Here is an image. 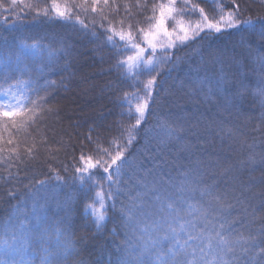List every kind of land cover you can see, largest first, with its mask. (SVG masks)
<instances>
[{"label":"snow or ice","instance_id":"obj_1","mask_svg":"<svg viewBox=\"0 0 264 264\" xmlns=\"http://www.w3.org/2000/svg\"><path fill=\"white\" fill-rule=\"evenodd\" d=\"M213 2L211 13L195 0L154 3L144 16L147 26L132 23L135 14L148 8L147 0L122 5L117 0L0 3L8 13L2 20L5 31L13 28L9 17L19 19L24 12L34 13V19L79 24L81 35L91 34L93 40L102 35L103 46L120 57L113 66L118 80L135 79L130 85L134 91L118 97L122 119L117 134L107 141L99 136L93 141L89 135L94 149L80 145L67 178L49 165L48 173H41L44 178L34 175L25 185L27 193L10 205L4 220L10 238L0 237V264H69L78 255L79 242L67 227L76 195L85 199L89 223L97 231L106 227L109 201L116 213L119 229L113 231L122 237L115 254L109 252V259L99 264H264V115L251 142L223 117L242 108L253 76L255 94L264 105V14L245 15L240 0H232L228 10L222 0ZM169 21L174 22L171 31ZM16 31L0 37V166L7 172L0 179L5 182L18 175L20 165L36 161L42 150L46 159L57 160L69 148L62 138L50 141L45 131L46 122L59 116L51 100L63 80H48L44 70L54 69L56 53L70 54L71 46L64 38L58 48L43 44V37L29 43L16 37ZM223 37L228 38L225 43H214ZM186 48L200 56V64L195 75L190 70L179 79L178 89L202 103L216 98L218 111L211 116L179 108L175 93L163 87L188 58V53L177 54ZM147 50L151 54L145 58ZM128 51L133 54L124 56ZM149 116L154 123L149 124ZM245 151L246 156L233 159L234 153ZM63 171L69 173L68 164ZM65 186H74L75 194L57 202L64 216L53 220L46 213L49 193ZM8 195L15 199L12 191Z\"/></svg>","mask_w":264,"mask_h":264},{"label":"trees","instance_id":"obj_2","mask_svg":"<svg viewBox=\"0 0 264 264\" xmlns=\"http://www.w3.org/2000/svg\"><path fill=\"white\" fill-rule=\"evenodd\" d=\"M117 2L121 5L125 2L135 4L136 0H117ZM168 2L169 0H147L148 8L144 10L143 14H135L133 16V25L139 20L141 25L147 26L144 16L151 14L152 5L154 3ZM195 2L200 3L201 7H204L209 13L216 6L213 0H209L208 3H204V0H195ZM217 2H221V0H217ZM240 2L241 6L246 9L245 15L264 14V0H240ZM0 3H4L7 6L9 0H0ZM222 3L225 9L228 10L232 5V0H222ZM17 11H19V8ZM136 12L137 10L133 8V13ZM122 14L123 9L121 8ZM6 15L8 13L0 9V37L8 35V32H12L13 28H15L18 31L14 32V35L19 39H26L29 43L32 42L31 38L39 39L43 37L44 39L41 41L43 44H51L53 48H58L60 47V39L64 38L65 42L71 47L69 49L70 54L66 55L64 52L56 53L54 60L57 63L54 69L45 68L44 70L48 80H55L58 83L63 80V85L56 89L51 100V104L60 109L59 116L53 117L46 122L48 128L45 131L50 141L62 138L69 145V148L66 152L61 151L57 160L46 159V155L42 150L36 161L28 162V166L20 165L18 175L14 179L8 182L0 179V237L2 238H10L5 234L4 230V220L9 215L10 205L17 204L21 195L27 193L25 185L29 183V180L34 175L36 179H43L44 176L41 173H48L49 165H51L59 171L61 176L67 178L73 171L71 165L74 161L71 157L75 156L77 160L79 159L80 145L83 143L88 150L94 149L95 144H89L87 141L89 135L92 136L93 141L98 136L107 141L117 134L116 125L122 119V109L119 107L118 97L123 96L124 92H133L134 89L130 85L135 83L133 77H129L124 82L118 80L117 70L113 66L120 57L115 55L114 50L103 46L104 38L102 35L100 39L93 40L91 34L86 37L81 35V26L79 24L73 26V23L69 21L49 20L44 17L34 19V13L25 15L24 12H20L19 19L9 17L13 28L5 31V25L2 20ZM118 18L113 17L114 20ZM196 18L192 17L193 21ZM177 19H180V17H177ZM184 19L187 22L188 18L185 17ZM173 24V21H169L168 27L172 28ZM95 31L98 33L103 32L100 28L95 29ZM227 39V37H223L214 43L223 44ZM184 53H188V58L170 77L166 78L167 82L163 87L170 88L175 93V98H178L176 102L179 108L186 112L198 109L205 116H211L218 111L216 98L202 103V98L193 97L190 99L178 89L179 79L183 78L190 70L195 75L194 70L200 64V56L192 52L191 49H182L177 54L184 55ZM130 54L133 53L131 51L123 53L124 56ZM149 54H151L150 50H147L145 58ZM65 66H67L66 69ZM173 77L176 78V83H174ZM146 78L141 77V79ZM24 79H27V77H24ZM43 82L42 78L40 83ZM247 83L249 90L245 93L242 108L240 110L232 109L230 114L225 112L223 117L230 126H235L245 133L248 136V141L251 142L252 137L258 135L252 130L261 122V117L264 115V105L261 104V97L255 94L256 77L253 76ZM134 103L135 101L133 100ZM173 110L176 111L177 109L174 107ZM123 119L128 122L126 117ZM148 122L149 124L154 123V117L149 116ZM261 131H264V126L261 127ZM30 143V139L25 142V144ZM142 144V140L139 144H136L132 149L133 153H136ZM56 146L58 147V145ZM72 146L75 147L73 148ZM105 146H107L106 143ZM246 155L247 151L234 153L233 159ZM144 163L146 166H151V162L146 158ZM64 164L69 165V173L63 171ZM10 171L15 174L18 170L13 167ZM49 175L51 174L49 173ZM256 175H259V173L257 172ZM0 176H7L3 166H0ZM244 178L247 179L246 174ZM53 183L55 184L56 181L53 180ZM9 191L15 194V199L9 197ZM69 194H75L74 186H65L56 192L49 193L46 213L53 220L64 216V212L57 207V202H62L66 195ZM85 203L83 196L76 195L71 204L72 210L67 221V227L71 237L79 243L77 244L78 255L71 259L69 264H99L100 261H107L109 259L108 253L112 252L115 254V245L119 243L122 237V233L118 235L117 232L113 231V229H119V224L113 219L116 213L111 208V201L107 205L106 216L108 219L106 227L99 231L96 230L93 224L89 223L90 211H85ZM28 204L30 206L31 202L29 201ZM101 249H103V254H101Z\"/></svg>","mask_w":264,"mask_h":264},{"label":"rangeland","instance_id":"obj_3","mask_svg":"<svg viewBox=\"0 0 264 264\" xmlns=\"http://www.w3.org/2000/svg\"><path fill=\"white\" fill-rule=\"evenodd\" d=\"M172 28H169V30L171 31Z\"/></svg>","mask_w":264,"mask_h":264}]
</instances>
